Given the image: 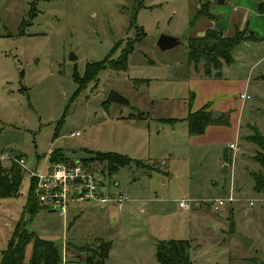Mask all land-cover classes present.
<instances>
[{"label":"rangeland","instance_id":"374dc122","mask_svg":"<svg viewBox=\"0 0 264 264\" xmlns=\"http://www.w3.org/2000/svg\"><path fill=\"white\" fill-rule=\"evenodd\" d=\"M142 4L0 0L3 165L25 157L34 168L53 150L73 160L98 152L131 159L114 170L107 160L90 163L107 192L130 196L121 210L78 206L65 218L44 208L32 219L24 214L30 188L24 174L20 193L0 199V261L15 227L24 222L29 232L59 245L61 264H160L157 245L172 239L189 240L192 264H264V191L254 188L253 178L263 172L255 156L264 151L250 140L264 146V40L242 41L232 51L233 62L219 69L203 60L196 66L189 39L198 37L208 17L191 24L189 0ZM240 31L249 36L245 28ZM161 34L181 43L162 50ZM131 46L126 70L108 66L83 85L75 79L90 63L109 55L114 63ZM113 90L130 104L108 102ZM245 92L250 98L244 100ZM204 102L224 108L212 110L223 116L209 125L215 133L208 126V143L199 146L186 117ZM231 142L238 146L229 151ZM230 195L235 201L215 203ZM182 199L189 209L179 206ZM240 235L254 241L247 246ZM107 241L113 243L109 258L87 262V256L95 257L91 250Z\"/></svg>","mask_w":264,"mask_h":264},{"label":"trees","instance_id":"16d2710c","mask_svg":"<svg viewBox=\"0 0 264 264\" xmlns=\"http://www.w3.org/2000/svg\"><path fill=\"white\" fill-rule=\"evenodd\" d=\"M134 1L136 2L135 7H141V5H143V0ZM204 8L206 9L204 10ZM260 10L264 12V2L260 5ZM202 17H208L210 19L215 18L214 14L210 11V2L203 3L201 7L196 10L191 24H195ZM133 24L134 22H132V25ZM141 30V33L146 35L143 28H141ZM253 38H255V36L252 33L246 36L245 32H241L239 28L236 29L232 36H224L222 31L210 28L206 30L203 36L189 39L188 55L196 66H199L201 60H203L205 66L213 65L216 69H219L223 64H231L233 62L232 51L235 46L246 39ZM116 49H114L113 52ZM133 50V46L126 49L119 59H115L114 63H111L114 59H111L110 55L102 60L90 63L85 69L84 75L80 76L77 73L75 79L83 85L108 66L126 70L128 67V56ZM110 63L112 65H110ZM118 63H121L122 66H119ZM218 75H220V73H218ZM209 108V105L205 104L198 110L191 111L188 114L186 120L191 134H203L206 128L216 121L212 119V110ZM167 121L173 122L170 119H167ZM250 140L264 151L263 142L255 139V137L250 138ZM98 153L95 156L83 158V162L90 164L91 161L97 159L102 161L107 160L110 170H114L116 165H125L131 162V159L117 153H99V155ZM50 159L55 162L69 160L61 150H53ZM255 160L260 163L263 172L260 171L253 174L255 180L254 188L258 191H264V155L259 153V155L255 156ZM23 179L24 171L19 165L13 163L10 167H5L0 160V199L17 196L20 193ZM41 209L43 208L39 205L35 197L33 186L30 185L24 214H29L30 219H32ZM190 244L189 240H160L156 248V258L160 264H192L189 253ZM30 245H33V248L29 256L28 247ZM110 248V241L100 243L95 250H91L95 257L91 255L87 256V262L93 263L95 258H97V262H105L109 256ZM61 262L62 250L59 245L52 240L44 239L35 233L29 232L25 227V223L21 222L15 227L7 247L2 251L0 264H61Z\"/></svg>","mask_w":264,"mask_h":264},{"label":"built area","instance_id":"2783aa9c","mask_svg":"<svg viewBox=\"0 0 264 264\" xmlns=\"http://www.w3.org/2000/svg\"><path fill=\"white\" fill-rule=\"evenodd\" d=\"M240 98L245 100L250 96L241 93ZM237 146L236 143H232L230 149L235 150ZM13 161L30 179V185L33 186L39 205L44 209L60 212L64 218L72 207L87 206L100 210L115 207L121 210L130 199L126 191L107 192L101 184L99 173L83 160L69 159L55 162L49 157L46 163L38 164L34 168L27 165L25 157H14ZM233 201H235L234 195H230L226 200L215 199V203L219 206ZM253 203L251 202V205ZM179 206L187 210L190 207L189 201L182 199L179 201Z\"/></svg>","mask_w":264,"mask_h":264},{"label":"crops","instance_id":"0c3cea01","mask_svg":"<svg viewBox=\"0 0 264 264\" xmlns=\"http://www.w3.org/2000/svg\"><path fill=\"white\" fill-rule=\"evenodd\" d=\"M189 1L192 6V10H191L192 16H194L196 10L200 8L201 5L205 2H210V11L215 16L214 19H210L206 17L207 22L204 26L197 29V33H196L197 36H203L206 30L210 28L222 31L225 36H232L237 28L239 29L245 28L247 33L249 34L252 33L255 36V38L252 40H264V12L260 10V5L264 2V0H224V2L222 3L219 2L218 0H189ZM203 19H205V17L199 19L195 24L200 23L201 20ZM208 103L212 104L209 108L210 110L222 111V108H224V107L219 108L220 107L219 104H214L212 102H208ZM204 105L205 102L200 103V105H198L199 107L196 110H198ZM209 127L206 128L203 134L198 135V138H196L198 139L196 143H199V146H203V143L201 142L208 143L207 141H203V139L206 137L205 135L207 133L208 128H209L208 131H213V133H215L214 132L215 129L211 128V126ZM236 135L238 136L237 132ZM232 143L234 142L229 143L228 147H226L229 151H231L230 145ZM228 161L229 160L225 157L223 166H225L226 168L227 166L228 168L230 167V163ZM157 171L162 172L163 169H159ZM113 193H117V192L113 191ZM114 222L117 223V221ZM112 250H113V243L109 250V256Z\"/></svg>","mask_w":264,"mask_h":264},{"label":"water","instance_id":"95a60500","mask_svg":"<svg viewBox=\"0 0 264 264\" xmlns=\"http://www.w3.org/2000/svg\"><path fill=\"white\" fill-rule=\"evenodd\" d=\"M218 1L221 3L224 2V0H218ZM180 43H181L180 38H178L177 36L168 35V34H161L160 37L158 38V41H157V45L162 50L173 48ZM73 58H76V56H74V54H71V59H73ZM208 70H209V68H208ZM107 101L108 102H116V103H120V104H130L129 99L125 98L124 96H122L121 94H119L118 92H116L114 90L109 93ZM221 116H222V114L217 112V111L212 112V119L213 120H215ZM240 238L243 241V243L247 246H249L253 242V239L249 236H246V235H240Z\"/></svg>","mask_w":264,"mask_h":264}]
</instances>
